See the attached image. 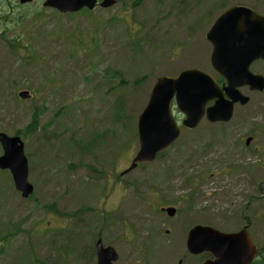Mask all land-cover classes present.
Wrapping results in <instances>:
<instances>
[{
  "label": "rangeland",
  "instance_id": "rangeland-1",
  "mask_svg": "<svg viewBox=\"0 0 264 264\" xmlns=\"http://www.w3.org/2000/svg\"><path fill=\"white\" fill-rule=\"evenodd\" d=\"M116 1L108 9L69 16L43 6V0L24 5L0 0V132H17L22 139L34 187L32 198H23L10 174L0 172V232L19 220L25 230L0 245V264H53L60 251L73 247L55 232L80 233L78 248L96 228L98 203L117 199V177L127 187L124 204L116 214L120 218L103 231L104 243L118 253L115 264H137L140 256L126 241V222L135 232L155 231L161 217L147 219V204L134 187L148 202L156 195V201L175 206L179 227L199 223L231 232L248 223L253 242L264 245V91L240 88L250 100L235 106L229 122L203 120L195 130L183 129L153 162L118 176L138 150L137 117L156 78L188 67L209 71L204 36L211 20L232 4L264 11V0ZM3 36L18 37L34 57L22 60ZM251 70L264 75L259 62ZM20 90L31 97L21 100ZM35 111L37 127L27 131ZM173 112L180 121L181 114ZM247 132L255 139L245 146ZM51 209L68 216L69 223L46 216ZM148 237L152 264H172L181 256L175 249L182 240L178 230Z\"/></svg>",
  "mask_w": 264,
  "mask_h": 264
},
{
  "label": "water",
  "instance_id": "water-1",
  "mask_svg": "<svg viewBox=\"0 0 264 264\" xmlns=\"http://www.w3.org/2000/svg\"><path fill=\"white\" fill-rule=\"evenodd\" d=\"M31 0H20V3ZM97 0H46L45 6L57 8L61 12H74L87 6L92 9ZM114 0H102L101 7H110ZM241 15L251 19L242 31L230 28L235 19ZM213 44L212 64L214 69H220L227 76L228 87L225 89L230 97L227 101L220 92L217 93L220 105L206 111L208 118H221L227 120L231 115L233 102L236 101V87L249 84L252 89L263 90L264 79L248 71L249 64L254 59L264 60V16L243 6H233L225 11L215 22L206 35ZM211 81L206 77L193 73H184L174 81L164 76L157 80L150 99L140 114L137 122L139 150L132 160L131 165L121 175L133 169L137 163L148 162L179 134L178 127L170 111V99L173 94L179 109L187 114L183 124L194 127L204 112L203 99L215 93ZM19 97L26 99L29 93L26 90L18 93ZM242 102L243 98L238 94ZM210 99V98H209ZM212 120V119H211ZM0 143L4 150L0 157V165L9 167L13 174L16 189L24 197L32 192V186L27 182L26 159L23 155V143L18 136L8 137L0 133ZM174 209L168 208L170 215ZM188 244L192 251H197V245L209 251L214 259L207 260L204 264H251L254 259L255 245L252 243L246 228L238 232L222 233L208 226H194L188 236ZM200 249V248H199ZM99 264H112L117 255L111 247L100 249L98 252Z\"/></svg>",
  "mask_w": 264,
  "mask_h": 264
},
{
  "label": "flooded vegetation",
  "instance_id": "flooded-vegetation-1",
  "mask_svg": "<svg viewBox=\"0 0 264 264\" xmlns=\"http://www.w3.org/2000/svg\"><path fill=\"white\" fill-rule=\"evenodd\" d=\"M258 12L261 13L262 11H258ZM243 22H244L243 19H239L237 21V24L240 25ZM256 62H259L263 66L262 61H256ZM253 139L255 138H252V140ZM126 190H127V187L119 183L116 186L118 197L113 203L110 204L107 201L103 202V204L98 203V207H97L98 210H96L97 215L94 218L96 228H94L92 232L85 233V237L80 241L78 248H76V241L80 240L79 237L81 234L74 233V235L72 234L67 235V238L65 240L69 241L70 245L73 241V247L72 249H69V251H65V250L60 251V254L55 256L53 264H99L98 250L100 249V247L109 246L108 244L104 243L105 238L103 235V231L108 222L106 219H108L109 216L112 213H114L116 210H120V208L122 207V204H124V201H122V198H123V195H125ZM133 192L137 196L140 195V194L139 195L137 194L135 187L133 188ZM142 198L143 200H145L147 204V207L145 208L146 212H144V215L150 216L147 219L152 221V217L150 214H160L161 217L156 223L157 227L155 231L150 229L149 227H146V229H144L143 231L140 230V232H137L138 235L136 232L132 233L131 231L126 235L127 236L126 241L140 255L136 263L137 264H152L153 263V259H151L149 256L154 257L155 253L149 254L151 247H152V242H151L152 240L148 237L149 234L152 235V232H153V234L158 233L164 236H173L178 230V233H181L182 240L178 237L181 243H177L175 246V249L181 252L180 253L181 256H177V260L172 261V264H202L206 260L205 258L206 253L204 251H198L196 254L190 253L189 248L187 246L186 238H187V234L190 228L184 227L183 225L182 227H179L176 222L177 217H173V218L167 217L163 210V208L165 207L164 206L165 204L162 201H156L157 200L156 195H155L154 202H148L147 198L145 197H142ZM111 218H113V216H111ZM77 220L82 221L83 218H79ZM141 221H146V220L141 219ZM168 224L171 225L170 228L169 227L163 228L165 225H168ZM161 230H163V232H161ZM144 233H146L145 236H144ZM133 235L134 237H138L139 240L138 239L134 240ZM44 236L45 235H43V237ZM60 236H65V235L60 234ZM154 239L159 240L157 238V234H155ZM135 241H137L136 244H135ZM156 249H157L156 251H159V248H156ZM101 264H103V261Z\"/></svg>",
  "mask_w": 264,
  "mask_h": 264
},
{
  "label": "trees",
  "instance_id": "trees-1",
  "mask_svg": "<svg viewBox=\"0 0 264 264\" xmlns=\"http://www.w3.org/2000/svg\"><path fill=\"white\" fill-rule=\"evenodd\" d=\"M2 40H5V38L2 37ZM14 40L15 38L5 40L6 42L13 41L12 43L9 42V50L16 53L19 57H21L22 60H31L34 57V52L31 51L28 47L24 45L22 46L19 42H14ZM34 115H36L35 116L36 118L37 113L35 112ZM35 125H36V121L32 123V125L29 126V128H32V126L35 127ZM2 237H5V236H0V238ZM251 264H264V245L258 249L257 254H256V259Z\"/></svg>",
  "mask_w": 264,
  "mask_h": 264
}]
</instances>
